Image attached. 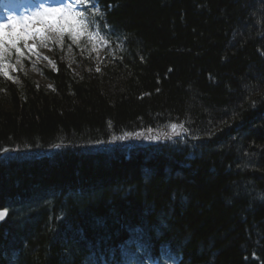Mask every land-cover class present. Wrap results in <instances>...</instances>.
I'll return each instance as SVG.
<instances>
[{
  "label": "trees",
  "instance_id": "obj_1",
  "mask_svg": "<svg viewBox=\"0 0 264 264\" xmlns=\"http://www.w3.org/2000/svg\"><path fill=\"white\" fill-rule=\"evenodd\" d=\"M97 1L104 66L55 40L56 72L0 75V152L32 151L0 162V264L132 260L137 232L181 264H264V0ZM172 125L186 147L91 146Z\"/></svg>",
  "mask_w": 264,
  "mask_h": 264
},
{
  "label": "snow or ice",
  "instance_id": "obj_2",
  "mask_svg": "<svg viewBox=\"0 0 264 264\" xmlns=\"http://www.w3.org/2000/svg\"><path fill=\"white\" fill-rule=\"evenodd\" d=\"M96 7L97 4L92 0H35L34 7L27 10L23 16L16 14L6 16L0 21V73L12 79L8 68L15 69L6 60V56L15 53L17 57H23L25 50L33 53L35 45H30L28 41L44 37V33L36 27L37 24H45L47 28L55 29L57 24L71 22L74 25L73 29L66 33L60 32L57 43L62 44L64 34H68L70 39L76 43L92 23L85 9L90 10ZM16 63H21V60L18 58Z\"/></svg>",
  "mask_w": 264,
  "mask_h": 264
},
{
  "label": "rangeland",
  "instance_id": "obj_3",
  "mask_svg": "<svg viewBox=\"0 0 264 264\" xmlns=\"http://www.w3.org/2000/svg\"><path fill=\"white\" fill-rule=\"evenodd\" d=\"M2 20H4V19L0 18V21H2ZM36 27L39 28L44 33V37L43 38H36V39L41 41V43L43 44L42 45L43 46V50L46 51V50H49V42H50L49 36L50 35L52 37L53 36H57V35L59 36V33L62 32V31L65 32V33L67 31H71L73 29L74 25L71 22H65L64 24H57L55 29H49V28L46 27L45 24H37ZM87 37L88 36L85 33L84 35H81L79 37V39L80 38H87ZM28 42H29L30 45H33V44L35 45V48L33 49V52H35V54L37 55L38 58H41V59H38V61L45 60V63L49 64L50 60L48 58L45 59L46 52L41 51L40 49H37L36 41L30 39ZM91 48L93 49V51L96 54H98L99 51L101 50V49L93 47V46H91ZM50 63H51V66L54 68L55 67L54 64L52 62H50ZM14 69H15V67H14ZM8 71H9L11 77H12L11 80L15 81L16 78L12 75L13 74L12 72H16V69L13 70V67H9Z\"/></svg>",
  "mask_w": 264,
  "mask_h": 264
},
{
  "label": "water",
  "instance_id": "obj_4",
  "mask_svg": "<svg viewBox=\"0 0 264 264\" xmlns=\"http://www.w3.org/2000/svg\"><path fill=\"white\" fill-rule=\"evenodd\" d=\"M1 220V219H0Z\"/></svg>",
  "mask_w": 264,
  "mask_h": 264
}]
</instances>
